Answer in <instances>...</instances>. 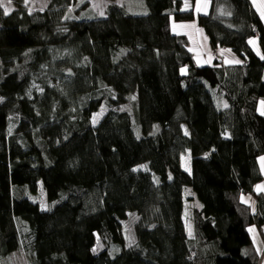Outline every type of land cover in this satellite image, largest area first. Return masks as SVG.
Returning <instances> with one entry per match:
<instances>
[{
	"label": "trees",
	"instance_id": "trees-1",
	"mask_svg": "<svg viewBox=\"0 0 264 264\" xmlns=\"http://www.w3.org/2000/svg\"><path fill=\"white\" fill-rule=\"evenodd\" d=\"M12 1L0 7V264L20 250L28 264H261L249 227L264 240V21L252 1L210 0L203 15L184 0H109L104 15L89 0L35 12ZM172 18L244 63L200 66ZM190 187L202 202L192 237Z\"/></svg>",
	"mask_w": 264,
	"mask_h": 264
},
{
	"label": "rangeland",
	"instance_id": "rangeland-1",
	"mask_svg": "<svg viewBox=\"0 0 264 264\" xmlns=\"http://www.w3.org/2000/svg\"><path fill=\"white\" fill-rule=\"evenodd\" d=\"M89 1L91 2V6H92L94 12H96L99 15H101V12L103 13V15L106 13V8L111 2L109 0H89ZM123 1L125 2L127 0H120V2H123ZM133 1L137 2L138 0H133ZM251 1H252L253 5L255 6V8L258 11H260L259 14L263 15V19H264V4H263L264 0H251ZM199 2L201 4H205V5H207L206 3H211L208 0H199ZM191 3H189V0H187V6H191ZM24 4L30 12L31 11L35 12V11H42L43 9H46L50 3H49V0H27V2H24ZM5 7L11 9V11H9L8 14L18 8L17 5H15L12 0H11V4L8 3V0H4V9H5ZM199 9L200 8H198V10H195L197 15H199L201 13ZM135 10H137V9H135ZM210 11L211 10L209 9L208 13H210ZM208 13H203V14H208ZM203 14H200V15H203ZM175 21H176V19L172 18V22H175ZM194 21H196V20L182 21V23L183 22L184 23H193ZM182 23H179V24H182ZM196 25L200 28L197 21H196ZM193 30H195V29H190L189 32H190V35L193 34L192 36L195 38V40H197V42L194 44L193 47L191 45V49H192V51H195L197 54L201 55L203 53V51L205 52L206 50L202 49V39L200 38V33L199 32L193 33ZM184 31H185L184 29L181 30V29H178L174 26V32L175 33H183ZM190 43H191V41H190ZM221 48L222 47L215 49L212 46L213 52L211 50V53L213 54V56L216 55L218 57L220 55V51H221L220 49ZM199 65L205 66V65H201V64H199ZM183 73H188V68H184ZM35 85L38 87V84H35ZM97 116H99V115H97ZM187 155H188L189 161H188V159H186ZM187 155H183V158H182L183 159V167L188 172H192V159H191L190 151L187 152ZM184 191H185L184 198H185V202H186V207H185V212H184L185 213L184 220H185V224H187L188 234H189V226H190V230H191L190 236L192 237V236H194V223H193L191 211H192V209H195V208H202V202L198 200L195 191H193L191 187L185 188ZM38 198L40 200L42 208L45 209V206H46V209H49L48 201L46 198V192L44 191L43 188H41V191L39 193ZM35 199L36 198H34V200ZM257 207H258V203H257ZM253 210L256 211V209H254V208H253ZM128 226H130V225H128ZM249 231L253 235V238L255 241H257V237L262 239V235H261L260 231L258 230L257 226H250ZM9 261L11 262V264H28V257H27L26 252H24L23 250H20V251L13 252V254L10 255ZM260 263L264 264V254L261 255V262Z\"/></svg>",
	"mask_w": 264,
	"mask_h": 264
},
{
	"label": "crops",
	"instance_id": "crops-1",
	"mask_svg": "<svg viewBox=\"0 0 264 264\" xmlns=\"http://www.w3.org/2000/svg\"><path fill=\"white\" fill-rule=\"evenodd\" d=\"M208 1L211 2L210 0H208ZM189 3H191V6H187V0H184V8L186 10H191L192 8H194L195 10H198V8H200L199 9L200 12H201L200 14L208 13L209 9L210 10L212 9L211 3H206L207 5H205V4H201L199 2V0H197L195 3H193L192 0H189ZM259 12L260 11H258V13ZM261 17L263 19V15H261ZM263 21H264V19H263ZM174 26L176 28H178V29H181V30L184 29L185 30L183 33H177V34H180V35L186 34L189 37V40L191 41L190 46H189L190 51H192L191 45L193 47L194 44L197 42V40H195V38L192 36L193 34L190 35L189 30L190 29H195V30H193V33L194 32H199L200 33V38L202 39V49L206 50V51L205 52L203 51V53L201 55L197 54L195 51H192L193 54H194V58L196 59L195 61L199 62L198 64L205 65V66L206 65H214L216 63V61H217L216 59L221 60L224 63V66L238 65V64H243L244 63V59L241 58L239 55H237L234 52V50L229 48V47L221 48L220 49L221 50L220 51V55L218 57L216 55L213 56V54L211 53V50H212L211 40L209 39L205 29H202L201 27L199 28L196 25V21H194L193 23H184L183 22L182 24H179V22L175 21V22H172L173 30H174ZM251 44H252V47L255 49V51L262 56V48H260V46L258 44V40L257 39H252L251 40ZM212 52H213V50H212ZM236 60L241 61V63H234V61H236ZM258 111L261 114H262V112H264V101H261L259 103ZM259 165L261 166L262 173H263V176H264V156H262L259 159ZM258 185L259 186H264V180H263V182L259 183ZM257 186L255 187L256 189H257ZM258 192L264 194V190H259ZM244 199H245V201H247L251 205L252 208L257 209L258 201H257V199L254 198L253 195H251V194L244 195ZM251 236H252L253 242H255L256 249L258 250V252L261 253L260 255H263L264 254V241H263V238L260 239L259 237H257V241H255L252 234H251Z\"/></svg>",
	"mask_w": 264,
	"mask_h": 264
},
{
	"label": "snow or ice",
	"instance_id": "snow-or-ice-1",
	"mask_svg": "<svg viewBox=\"0 0 264 264\" xmlns=\"http://www.w3.org/2000/svg\"><path fill=\"white\" fill-rule=\"evenodd\" d=\"M25 2H27V0H25ZM8 3L11 4V0H8ZM3 6H4V0H0V7H3ZM9 11H11V9L5 7V15H7ZM101 15H103L102 12H101ZM262 58H264V57H262ZM234 63H241V61L236 60V61H234ZM224 106L227 107V104H225ZM262 115H264V112H262ZM94 122H95V121H94ZM185 134H187V131L185 132ZM257 190H258V191H259V190H264V186H259V185H258V186H257ZM245 202H247V201H245ZM45 210H46V206H45ZM189 234H191L190 226H189ZM94 251H95V249H94Z\"/></svg>",
	"mask_w": 264,
	"mask_h": 264
},
{
	"label": "built area",
	"instance_id": "built-area-1",
	"mask_svg": "<svg viewBox=\"0 0 264 264\" xmlns=\"http://www.w3.org/2000/svg\"><path fill=\"white\" fill-rule=\"evenodd\" d=\"M254 32H255V34H257V33H258V29H257V28H255V31H254Z\"/></svg>",
	"mask_w": 264,
	"mask_h": 264
}]
</instances>
